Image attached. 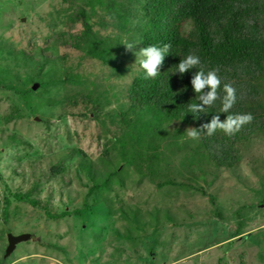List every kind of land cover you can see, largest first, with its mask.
<instances>
[{
    "label": "rangeland",
    "instance_id": "rangeland-1",
    "mask_svg": "<svg viewBox=\"0 0 264 264\" xmlns=\"http://www.w3.org/2000/svg\"><path fill=\"white\" fill-rule=\"evenodd\" d=\"M76 3L0 0V264H264L261 130L238 149V165L226 170L212 164L200 139L187 137L188 127L156 121L154 130L146 128L128 139L130 158L136 152L130 166L142 161L140 171L147 173L157 165L155 178L146 174L129 182L128 173L117 175L122 188L114 183L101 193L94 186L107 171L98 163L102 125L78 117L59 122L56 115L63 109L53 116L52 107L36 110V117L3 120L14 107L22 114L25 110L9 86L21 92L33 87L25 82L35 68L29 56L18 52L31 45L34 61L45 56L57 62L69 54V45L54 43L59 33L55 23H67L69 7ZM39 8L53 16L48 28L35 20L28 24ZM130 23V33L121 41L140 44L149 30H143L145 22ZM257 87L264 101V77ZM48 89L43 97L50 103L62 98L61 85ZM26 155H46L45 169L55 165L62 171L44 178L45 173H37L44 161L33 170ZM112 156L110 168L119 157L116 152ZM35 182L38 186L32 188ZM196 187L215 200L210 202ZM238 230L243 232L235 237ZM8 242L15 244L9 248Z\"/></svg>",
    "mask_w": 264,
    "mask_h": 264
},
{
    "label": "trees",
    "instance_id": "trees-1",
    "mask_svg": "<svg viewBox=\"0 0 264 264\" xmlns=\"http://www.w3.org/2000/svg\"><path fill=\"white\" fill-rule=\"evenodd\" d=\"M76 1V5L69 7L68 22L55 23V32L59 30V33L54 43L61 40V45H69V54L64 53L57 62L45 56L34 61L31 45L18 52L24 58L29 56L32 61L35 72L27 76L25 84L33 87H26L24 92L16 87H6L12 91L11 96L25 106V110L22 114L14 107L3 120L8 123L19 117H36V110L40 113L49 107L54 109L53 116L63 109L56 115L59 122L76 117L88 122L94 120L96 125L104 128V135L98 136V163L107 170L104 179L94 187L98 186L97 189L103 193L104 187L107 189L114 183L120 184L117 175L125 178L127 173L131 179L129 182L146 174H151L149 180H153L155 171L159 169L157 165L152 173L140 171L142 161L130 166L136 154L134 152L130 158V137L146 128L154 130L155 122L162 119L173 120L186 127H199L212 115L220 114L222 120L227 115L220 113L222 105L219 99L212 107L206 108V113L189 111L191 103H199L198 94L192 91L190 84L192 72L198 69L193 68L180 76L177 65L188 54H195L200 57L206 72L219 68L222 84L218 93L221 97L224 95V83L230 82L236 89L237 102L229 114L251 113L254 117L250 124L231 137L220 130L211 137L201 133V145L212 164L226 170L234 169L240 161L238 149L248 137L260 130L264 134V101L257 87V82L264 77V0ZM43 12L39 8L28 17V24L35 20L48 28L53 16ZM131 20L145 22L143 30H149V33H142L140 44H135L136 51L151 45H171L154 79H145L138 58L132 52H126L125 42L121 41L130 33L127 26ZM39 32L35 29L34 34ZM65 47L61 46V49ZM3 82L6 83L5 80ZM57 84L61 85L63 96L50 103L43 95L49 93V86L51 92V86ZM75 110L83 111L75 113ZM42 123L49 125L48 120H42ZM78 147L73 145L71 148ZM111 151L119 156L114 168H110V163L113 164ZM25 157L32 161L34 170L36 163L42 158L45 160L46 155ZM46 164L44 161L43 168L37 169V173H45L44 178H54L62 171L55 165L46 170ZM37 186L35 182L32 188ZM195 190L210 202L215 200L204 188L196 187ZM14 197L16 200L24 198L22 195ZM5 203L8 204V199ZM6 210L7 207L3 215ZM242 232L238 230L234 236ZM10 236L13 240L14 236ZM14 244L9 243V248Z\"/></svg>",
    "mask_w": 264,
    "mask_h": 264
},
{
    "label": "clouds",
    "instance_id": "clouds-1",
    "mask_svg": "<svg viewBox=\"0 0 264 264\" xmlns=\"http://www.w3.org/2000/svg\"><path fill=\"white\" fill-rule=\"evenodd\" d=\"M125 51L132 52L139 60V66L145 72V79L156 78L163 66L165 56L169 53L171 45L164 44L163 47L151 45L142 47L136 51L134 43H124ZM197 68L198 70L192 72L190 84L192 91L197 95L199 103H191L189 111L194 114L206 113V108L212 107L215 102L221 100L220 113H225L224 119H221L220 114L211 116L207 122H203L199 127L189 126L187 128V137L192 140H199L201 133L211 137L217 130L222 131L227 136H234L239 132L243 126L250 124L254 117L251 113H233L229 114L230 110L237 102L236 89L232 83L223 84V93L221 97L218 89L221 88L222 80L218 75L219 68L210 69L205 71V66L201 64L200 57L195 54H188L184 59L180 60L177 65V73L183 76L185 73L190 72L191 69ZM207 89V91H205Z\"/></svg>",
    "mask_w": 264,
    "mask_h": 264
},
{
    "label": "bare ground",
    "instance_id": "bare-ground-1",
    "mask_svg": "<svg viewBox=\"0 0 264 264\" xmlns=\"http://www.w3.org/2000/svg\"><path fill=\"white\" fill-rule=\"evenodd\" d=\"M120 107V106H119ZM166 119H162V121L163 122H165V123H167V124H170V123H173L174 121L172 120V121H165ZM235 237H237V236H235Z\"/></svg>",
    "mask_w": 264,
    "mask_h": 264
}]
</instances>
